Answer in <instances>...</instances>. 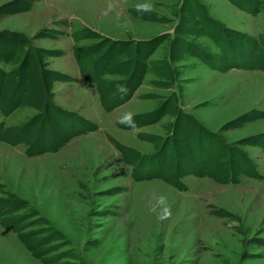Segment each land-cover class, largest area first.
Listing matches in <instances>:
<instances>
[{
  "label": "rangeland",
  "instance_id": "374dc122",
  "mask_svg": "<svg viewBox=\"0 0 264 264\" xmlns=\"http://www.w3.org/2000/svg\"><path fill=\"white\" fill-rule=\"evenodd\" d=\"M234 1L0 0L3 49L15 38L0 68L28 59L47 80L38 97L0 111L2 130L35 124L22 141L0 139V220L12 222L0 221V264H264V70L250 67L264 54V0L256 13V0ZM77 52L119 89L139 82L129 99L103 109ZM226 52L249 67H223ZM47 99L65 112L53 117ZM153 110L150 122L117 124ZM41 124L74 135L28 155ZM204 141L224 152L204 153L215 172L233 179L186 173L185 187L167 181ZM235 152L253 174L220 164ZM151 171L158 175L143 178Z\"/></svg>",
  "mask_w": 264,
  "mask_h": 264
},
{
  "label": "trees",
  "instance_id": "16d2710c",
  "mask_svg": "<svg viewBox=\"0 0 264 264\" xmlns=\"http://www.w3.org/2000/svg\"><path fill=\"white\" fill-rule=\"evenodd\" d=\"M236 2V0L234 1ZM249 2V1H248ZM263 0H256L255 7L249 9L251 12L256 13V8L257 6L260 8ZM8 38V49L4 48L5 47L4 43L0 42V54L5 58V59H10L12 52L11 50L14 48V43L13 41L15 38L12 40H9ZM3 41V40H0ZM5 41V40H4ZM256 43H259L258 41ZM261 52V51H260ZM240 54L239 52H237ZM83 55H81L79 52L75 54V57L78 61L79 64V71L80 74L88 79L95 81L96 83V90L99 95V102L103 109L105 110H111L120 104L124 103L126 100L129 99L130 95L132 94V91L135 89V87L139 84V82H135L132 84H129L125 88L124 86L121 85V88H117L116 84H114L111 81H104V78H99L101 75L100 68L97 67L95 68L96 70L93 71L92 68L86 69V64H84V61L82 60ZM256 61L254 64H251V66H256L257 68H260L264 70V54H258L256 56ZM228 63V65H226ZM223 67L226 66H239V67H249L246 66L247 64L241 63L240 61L236 60L233 61L231 54L226 52V58H224L222 64ZM218 67H222L217 65ZM224 69V68H221ZM38 72V74L36 73ZM56 77L62 78L63 80H66V75L61 74L59 72H54ZM132 75H136V78L139 77L140 73H138V70L136 72V69H133ZM45 77H47V74L45 73ZM44 77L43 73L42 76H40L39 70L34 66L33 62L25 59L22 61V63L19 65L18 68L13 69V70H4L0 68V111L3 114H8L10 113L14 108H16L19 104L23 102H29L31 97H38V88L40 86H47V80H42ZM46 79V78H45ZM118 89V90H116ZM48 100V99H47ZM49 101V100H48ZM49 103H52L49 101ZM53 104V103H52ZM54 110L51 112L53 117L55 116H60V112H65V110L59 106H55V104L51 105ZM76 118L81 120V122H85L84 124L86 125L85 127L87 129L93 130L96 128V122L93 120L86 118L82 115H80L77 112L73 113ZM157 112L155 111H148L145 113H138L131 115L128 118H120L117 120V124L119 126L125 127V128H131L135 127L138 124H142L145 122H150L152 121L153 117H155ZM139 118H146L144 121L140 120ZM134 119H137L136 123ZM33 122H29L28 124L24 125L23 127H5L4 130H2V127H0V139H4L8 142L11 143H17L19 141H22L23 135L30 136L33 134V130L35 131V124H32ZM60 124V123H59ZM2 131L5 133L4 135L2 134ZM39 134V137L37 138ZM74 133L72 134L71 131L66 128L61 126L60 128H55L53 131H49V128L47 125H39L37 135L32 139L31 144L28 145L26 148V154L28 155H34L41 153L46 150H52L55 151L64 144ZM262 142L261 146L264 149V133L262 134ZM193 143H191L190 147H193ZM212 143L209 141H204L203 143L199 142V145H197L196 150H201L200 153L197 155H190L188 158L191 160L188 163L184 164L183 161H179L175 165V169L167 174L165 177L167 181L175 185L176 187H185L184 182L181 180V176L186 174V173H196V174H209L212 177L218 176L219 179H221L222 174H227L229 175L230 179H233V174L232 171L230 172H218L216 173V166L215 163L213 162V157L211 158L210 155L205 156L204 153L209 152V153H214L217 154V158H221L224 155V152L222 150L220 151V147H214V149L211 148ZM117 147L120 149L121 152H123L125 159L128 160L130 159L128 156V153L125 150V147L117 145ZM195 150V149H192ZM203 151V152H202ZM207 154V153H206ZM231 156L234 158L231 160ZM208 157V158H207ZM142 157H139L138 159H141ZM212 159V160H211ZM227 160L229 162H233L234 166L233 169L237 171H242L247 174H253L254 171L249 170L245 167L244 161L248 162L242 155L241 153L235 152L233 154H230L229 158H225L224 160H221L220 164L222 165L225 163ZM129 161V160H128ZM219 167V166H218ZM217 167V168H218ZM158 175L154 171H151L150 174H146L143 176V178L146 177H153ZM141 178V177H139ZM138 178V179H139ZM227 178V177H226ZM4 214L3 211L0 210V217ZM1 224H3L7 228H12V222L8 220V222L4 221V218L1 220ZM18 238L25 244L27 249L31 250L32 254L35 256H40V252L36 249L37 244H34L29 240L28 236L23 233V234H18Z\"/></svg>",
  "mask_w": 264,
  "mask_h": 264
},
{
  "label": "crops",
  "instance_id": "0c3cea01",
  "mask_svg": "<svg viewBox=\"0 0 264 264\" xmlns=\"http://www.w3.org/2000/svg\"><path fill=\"white\" fill-rule=\"evenodd\" d=\"M82 115V114H81ZM85 117V116H84ZM87 118H89L88 116H86ZM90 119V118H89ZM92 120V119H91Z\"/></svg>",
  "mask_w": 264,
  "mask_h": 264
}]
</instances>
